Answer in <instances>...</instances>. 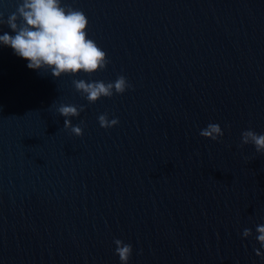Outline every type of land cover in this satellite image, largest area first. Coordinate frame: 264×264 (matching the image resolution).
<instances>
[{"label":"water","instance_id":"95a60500","mask_svg":"<svg viewBox=\"0 0 264 264\" xmlns=\"http://www.w3.org/2000/svg\"><path fill=\"white\" fill-rule=\"evenodd\" d=\"M17 4L0 0L4 19ZM62 4L109 63L52 77L0 44V264H121L115 239L127 264H264V154L240 143L264 134V0ZM119 75L131 87L91 104L72 84ZM60 104L85 105L82 135Z\"/></svg>","mask_w":264,"mask_h":264},{"label":"clouds","instance_id":"9594fccd","mask_svg":"<svg viewBox=\"0 0 264 264\" xmlns=\"http://www.w3.org/2000/svg\"><path fill=\"white\" fill-rule=\"evenodd\" d=\"M88 19L83 11L71 5L62 4V0H18L17 8L4 19L0 14V25H7L14 35L4 32L0 35V44L8 46L13 53L27 60V67L33 70L48 69L52 77L62 74L75 75L83 72L91 74L103 70L109 63L107 54L97 43L88 38ZM76 91L88 101L95 103L101 97H111L113 93H123L131 87L124 75L114 81L101 80L86 82L84 79H73ZM85 105L60 104L57 112L64 117L63 126L80 136L83 134L79 125H73L70 117L79 116ZM98 122L108 128L118 123V118H107V113L100 114ZM83 123V122H81ZM199 135L218 140L223 130L218 123H208L200 130ZM241 145L252 144L257 153L264 154V134H257L252 129L241 133ZM255 239L264 248V224L255 227ZM252 230L244 228L241 236L249 237ZM115 254L121 264H127L132 245L115 239ZM260 256L259 249H254Z\"/></svg>","mask_w":264,"mask_h":264}]
</instances>
